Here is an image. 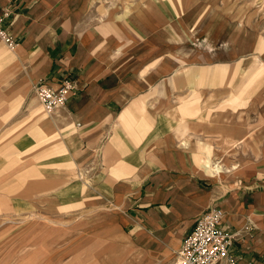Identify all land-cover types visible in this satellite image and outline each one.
Returning <instances> with one entry per match:
<instances>
[{
  "label": "crops",
  "instance_id": "1",
  "mask_svg": "<svg viewBox=\"0 0 264 264\" xmlns=\"http://www.w3.org/2000/svg\"><path fill=\"white\" fill-rule=\"evenodd\" d=\"M91 3L0 0L17 42L11 50L0 39V219L15 213V203L27 208L23 214L34 207L98 219L64 229L26 226L21 242L2 227L11 236L0 242V264H179L185 237L213 204L237 234L239 264H264V159L223 181L200 173L184 146L209 135L245 137L241 123L205 109L222 65L189 63L181 72L180 57L166 55L173 35L150 30L155 15L137 13L136 4L128 18L116 13L101 22L88 17ZM206 66L215 70L208 85ZM66 78L77 89L48 116L33 86L58 87ZM187 103L199 112L182 114ZM34 232L45 236L32 241Z\"/></svg>",
  "mask_w": 264,
  "mask_h": 264
},
{
  "label": "rangeland",
  "instance_id": "2",
  "mask_svg": "<svg viewBox=\"0 0 264 264\" xmlns=\"http://www.w3.org/2000/svg\"><path fill=\"white\" fill-rule=\"evenodd\" d=\"M130 1L93 0L88 7V17L103 22L117 13L126 19L135 6ZM164 1L156 0L153 5L156 11L151 13L156 16L153 22L157 21V24L150 30L173 35L169 38L172 40L168 43L170 48L166 55L180 57L181 72L189 63L195 66L222 65L220 87L211 92L210 89L206 90V112L210 115L220 110L225 120L232 119L244 126L242 133L245 137L236 147H232L231 152L230 147H225L224 138H214L213 135L197 138L194 143L190 139L184 140V146H189L192 157L198 158L199 172L209 176L200 164V156H204L202 151L212 154L215 162L220 161L228 166L235 162L244 166L261 161L264 159V0H192L190 3L180 0L181 4L175 1L176 5L173 6H166ZM144 9L143 5L137 6V13ZM148 17L149 14L142 15L141 19L145 21ZM161 17L166 20L161 21ZM141 28L142 32L146 31L145 26ZM206 68L205 81L208 85L215 70L208 66ZM176 98L179 102L181 95L178 94ZM181 105L192 112H198L201 108L197 106V110H192L188 103ZM207 144H211V147ZM229 174H221L222 180L229 179ZM103 207L100 211L109 210V206ZM24 208L27 209L21 203H15V213L0 219V228H11L15 242H21L22 237L27 236L23 233L26 226L32 232L38 226H59L64 229L65 226H82L98 220L96 217H53L42 214L34 207L23 214ZM9 236L0 233V242H5ZM29 236L32 241H37L38 236L45 235L34 232Z\"/></svg>",
  "mask_w": 264,
  "mask_h": 264
},
{
  "label": "built area",
  "instance_id": "3",
  "mask_svg": "<svg viewBox=\"0 0 264 264\" xmlns=\"http://www.w3.org/2000/svg\"><path fill=\"white\" fill-rule=\"evenodd\" d=\"M8 15L9 12H6L0 17V39L13 50L17 42L3 25L4 18ZM76 89V81L69 78L58 87L45 82L33 86L35 95L48 116H55L64 109ZM224 217L223 208L213 204L196 218L194 227L178 251L179 264H239V255L234 250L237 234L228 230Z\"/></svg>",
  "mask_w": 264,
  "mask_h": 264
},
{
  "label": "bare ground",
  "instance_id": "4",
  "mask_svg": "<svg viewBox=\"0 0 264 264\" xmlns=\"http://www.w3.org/2000/svg\"><path fill=\"white\" fill-rule=\"evenodd\" d=\"M93 1V0H92ZM122 2H124L125 0H121ZM176 2L180 3V0H165V5L169 6V5H176ZM188 1V2H187ZM192 0H185V3H190ZM132 2V6L136 5H143L145 6L146 10H148L150 13L151 12H155L156 10L153 9V5L156 3V0H139V2L137 0H132L130 1ZM182 105L179 106V111H181L184 114H188V115H195L197 112H192L190 110H188L186 107H181ZM199 112V110H198ZM225 143L230 144V145H235L237 144V141H229V140H224ZM184 144H186L184 142ZM207 146L211 147V144H207ZM210 150V149H209ZM197 152V151H196ZM191 154V153H190ZM201 154H204V156H200V164L203 168V170L205 171L206 174L208 175H218V174H228V173H232L233 171L238 170L239 168L243 167L241 166V164L239 162H235L233 164H231V166L226 165L223 162H215L214 158L212 157V154L207 153L206 151H202ZM198 160V158H197ZM196 160V161H197ZM200 166V165H199Z\"/></svg>",
  "mask_w": 264,
  "mask_h": 264
}]
</instances>
